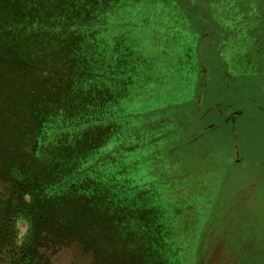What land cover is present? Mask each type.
Segmentation results:
<instances>
[{"label": "trees", "instance_id": "1", "mask_svg": "<svg viewBox=\"0 0 264 264\" xmlns=\"http://www.w3.org/2000/svg\"><path fill=\"white\" fill-rule=\"evenodd\" d=\"M209 21L222 47L264 64V0H0V264H63L68 250L90 264L192 263L209 202L175 151L198 110L218 111L202 99ZM168 33L180 53L162 47ZM146 34L172 62L149 65ZM150 84L185 101L130 110Z\"/></svg>", "mask_w": 264, "mask_h": 264}, {"label": "rangeland", "instance_id": "2", "mask_svg": "<svg viewBox=\"0 0 264 264\" xmlns=\"http://www.w3.org/2000/svg\"><path fill=\"white\" fill-rule=\"evenodd\" d=\"M158 26L146 25L149 30ZM209 26V39L201 51L209 81L202 99L206 105L216 101L210 108L218 111L213 115L198 110L199 129L175 151L177 161H183L181 165L187 167L180 175L195 186L191 187L192 195L209 202L200 207L202 219L197 227L199 233L193 236L197 247L191 254V264H261L264 261V64L251 65V61L240 54L243 47L235 48L230 38L222 47L217 27L210 21ZM175 35L180 34L168 33V40L162 45L171 48L169 53L179 52ZM157 41V34H151L150 40L148 34L142 37L144 44L152 46L146 49L149 65L160 59L163 63L172 62V58L166 59L165 52H156ZM222 48L224 52H220ZM142 51L145 53V49ZM174 60L177 64L179 58ZM149 75L154 77L152 73ZM156 85H147L140 99L132 100L129 109L142 113L165 101L164 96L179 103L185 101L181 91L177 95L171 86ZM26 231V223L19 220V242ZM211 251L216 253L212 259ZM58 259L63 264L91 262L89 256L69 250Z\"/></svg>", "mask_w": 264, "mask_h": 264}]
</instances>
